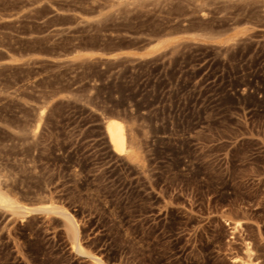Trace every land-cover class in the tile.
Returning a JSON list of instances; mask_svg holds the SVG:
<instances>
[{"label": "rangeland", "instance_id": "obj_1", "mask_svg": "<svg viewBox=\"0 0 264 264\" xmlns=\"http://www.w3.org/2000/svg\"><path fill=\"white\" fill-rule=\"evenodd\" d=\"M0 191L104 264H264V0H0ZM70 236L0 206V264Z\"/></svg>", "mask_w": 264, "mask_h": 264}, {"label": "bare ground", "instance_id": "obj_2", "mask_svg": "<svg viewBox=\"0 0 264 264\" xmlns=\"http://www.w3.org/2000/svg\"><path fill=\"white\" fill-rule=\"evenodd\" d=\"M166 40V39H165ZM163 41L156 42L153 45V50H156L158 47L163 46ZM152 49V48H151ZM150 51V50H149ZM106 132L108 139L110 140L114 151L119 154L128 153L129 150V139L127 138V128L125 121L117 116H111L108 118V122L106 124ZM0 206L3 207H10L11 209L16 210L17 212L24 214L29 212V210L33 211H45V212H55L63 216L67 223L69 233L71 234V245L72 248L82 256H87L90 258L95 259L98 264H104L102 258L95 253H89L86 248L83 246L81 241V234L80 229L78 226V222L74 215H72L69 211L63 208H52V207H41V206H34L31 208L26 204H19L13 200L6 194L0 191ZM251 254H249L248 259H240L238 264H258L250 259ZM236 262L239 261L237 257L234 259Z\"/></svg>", "mask_w": 264, "mask_h": 264}]
</instances>
